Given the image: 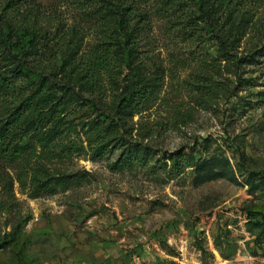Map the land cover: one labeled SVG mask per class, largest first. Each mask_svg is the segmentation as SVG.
Wrapping results in <instances>:
<instances>
[{"label":"rangeland","instance_id":"374dc122","mask_svg":"<svg viewBox=\"0 0 264 264\" xmlns=\"http://www.w3.org/2000/svg\"><path fill=\"white\" fill-rule=\"evenodd\" d=\"M22 1L36 3L54 30H80L86 59L100 56L95 52L106 38L89 9L71 1ZM241 5L252 18L238 51L247 61L232 74L212 75L203 96L205 69L226 66L216 61V44L207 35L190 44L174 29L183 16L165 20L155 2L140 5L148 19L141 57L163 83L153 108L132 122V143L150 148L151 166L175 151L227 160L226 176L200 185L192 168L171 178L149 166L116 168L121 151L97 161L75 153L58 167L87 172L88 182L32 199L16 180L25 164L0 163V246L8 245L0 264H264V0ZM253 178L261 185L256 190Z\"/></svg>","mask_w":264,"mask_h":264},{"label":"trees","instance_id":"16d2710c","mask_svg":"<svg viewBox=\"0 0 264 264\" xmlns=\"http://www.w3.org/2000/svg\"><path fill=\"white\" fill-rule=\"evenodd\" d=\"M59 1L89 9L106 38L98 43L95 55L100 56L86 59L81 31L54 30L53 19H45L34 2L9 0L0 7V163L25 164L16 179L21 190L38 199L81 187L89 180L87 172L67 173L58 167L75 153L97 161L121 151L116 168L149 166L171 178L192 168L200 185L224 178L227 160L202 161L198 150L175 151L151 166L150 148L131 141L136 131L132 122L153 108L163 83L160 73L147 71L141 57L140 40L148 19L140 5L155 2L165 20L183 16L175 18L174 29L190 44L204 35L216 44V61L226 66L205 69L198 89L203 96L212 88V75L232 74L247 61L238 56L252 23L242 0ZM192 8L197 16H192ZM51 56L60 63L41 62ZM147 129L141 128L145 133ZM259 180L264 184V177ZM256 182L250 181L253 190L261 187Z\"/></svg>","mask_w":264,"mask_h":264}]
</instances>
